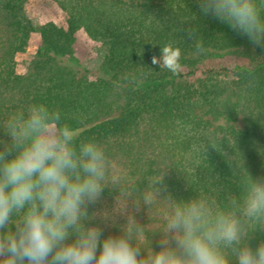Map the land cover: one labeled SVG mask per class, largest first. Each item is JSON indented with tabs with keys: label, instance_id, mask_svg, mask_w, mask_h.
<instances>
[{
	"label": "trees",
	"instance_id": "trees-1",
	"mask_svg": "<svg viewBox=\"0 0 264 264\" xmlns=\"http://www.w3.org/2000/svg\"><path fill=\"white\" fill-rule=\"evenodd\" d=\"M53 1L61 25H35L28 0H0V126L32 103L58 109L80 138L104 148L129 192L161 171V198L201 195L222 203L240 194L244 169L264 177V47L203 14L199 0ZM192 29L203 40L201 53ZM80 31L105 50L96 71L75 56ZM34 35L39 44L21 68ZM167 43L182 52L175 75L152 64ZM0 140H8L2 128ZM118 198L108 186L88 205L89 225L105 237L125 223L114 211ZM134 209L129 199L126 211ZM162 212L161 206L148 215L141 206L135 213L156 250L161 234L151 231ZM261 241L264 228L249 234L252 247Z\"/></svg>",
	"mask_w": 264,
	"mask_h": 264
},
{
	"label": "clouds",
	"instance_id": "clouds-1",
	"mask_svg": "<svg viewBox=\"0 0 264 264\" xmlns=\"http://www.w3.org/2000/svg\"><path fill=\"white\" fill-rule=\"evenodd\" d=\"M199 6L264 47V5L258 0H199ZM189 37L196 53L203 52L194 29ZM181 57V49L167 43L152 64L175 75ZM0 128L8 137L0 140V264H264V241L249 243V234L264 228V177L254 179L243 168L240 194L222 203L201 195L161 198V171L143 188L125 190L104 148L80 138L58 109L32 103ZM108 186L119 193L114 211L125 223L118 235L105 237L98 225H89L94 216L88 205ZM129 199L133 211H126ZM141 206L148 215L163 208L151 231L161 234L158 250L151 247L148 225L136 218Z\"/></svg>",
	"mask_w": 264,
	"mask_h": 264
},
{
	"label": "rangeland",
	"instance_id": "rangeland-1",
	"mask_svg": "<svg viewBox=\"0 0 264 264\" xmlns=\"http://www.w3.org/2000/svg\"><path fill=\"white\" fill-rule=\"evenodd\" d=\"M26 11L35 25L47 22L61 25L62 14L58 5L53 0H28ZM38 44L39 37L38 35H34V41L27 56L22 60L21 68L33 54ZM74 52L80 66L90 71H96L99 68L105 54L104 48L100 44L90 41L83 31L78 32L76 35ZM233 66V62L229 61L227 63L228 68H232Z\"/></svg>",
	"mask_w": 264,
	"mask_h": 264
}]
</instances>
